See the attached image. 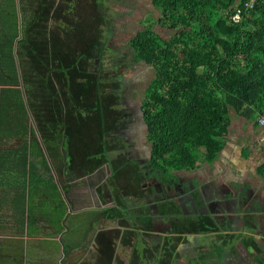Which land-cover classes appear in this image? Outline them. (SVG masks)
<instances>
[{"label":"rangeland","instance_id":"obj_1","mask_svg":"<svg viewBox=\"0 0 264 264\" xmlns=\"http://www.w3.org/2000/svg\"><path fill=\"white\" fill-rule=\"evenodd\" d=\"M160 16L151 0H0V138H6L9 128L14 134L18 132L21 142L18 154H13L17 161L11 160L13 170H6V154L2 155L0 187L9 184V191L13 189L10 201L20 204L14 215L17 223H23L22 212L27 205L31 212L46 209L51 224L58 226H54L51 236L64 228L59 240L49 241L56 251L66 242L101 236L96 233L102 224L128 228L138 225L125 237L121 228L110 230L114 240L111 245L117 250V262L122 264H139L140 259L142 264H150L156 258L159 264H167L170 259L174 264H218L224 244L229 239L235 242V236L226 231L243 223L241 205L250 197L245 189L254 182L256 168L264 162V127L258 124L259 120L255 123L221 103L226 113L223 123L228 128L227 133L221 134L227 143L213 164L206 163L202 151L195 150L199 166L174 171L176 182L168 181L162 171L151 165V143L141 105L159 65L136 61L130 39L143 29L153 30L163 39L180 32V28L162 26ZM171 49L174 61L181 65L185 58L182 47L173 45ZM74 61L77 66H69ZM198 72H202V67ZM63 114L73 127L75 116L78 117V161L90 164L91 169L99 161L110 163L109 201L120 203L123 213L117 215L116 205L110 207L108 222L102 221L104 212L96 208L90 196L95 188L91 179L98 174L84 178V184L78 180L76 186L85 192L82 197H72L64 186V164L57 160L64 156L60 150L68 141L66 133L62 134ZM49 134H53L52 140ZM102 146L104 149H100ZM106 149L109 154L103 155ZM243 151L248 152V157L243 156ZM39 154L46 160V172L37 164ZM260 183L255 186L257 191L262 187ZM7 197L0 189V204ZM169 200L184 210V215L198 216L202 225L196 220L187 240L172 241V255L166 247L156 254V233L173 235L171 222L156 208L159 201L164 204ZM140 205H147L145 213L152 215L153 233L144 236L140 233L142 221L132 223L137 221L134 215L144 210ZM245 211L248 218L249 211ZM5 217L0 213V222ZM248 231L239 240L246 252L241 255L244 263L252 255L248 253L249 245L256 243ZM108 253L106 245L101 256L96 251L87 261L102 264ZM29 261L32 263V259Z\"/></svg>","mask_w":264,"mask_h":264},{"label":"trees","instance_id":"obj_2","mask_svg":"<svg viewBox=\"0 0 264 264\" xmlns=\"http://www.w3.org/2000/svg\"><path fill=\"white\" fill-rule=\"evenodd\" d=\"M151 1L161 12L158 21L162 26L181 30L163 39L153 30L143 29L130 39V45L136 61L159 65L141 112L151 143L149 161L168 181L176 182L174 171L199 166L195 150L202 151L204 161L213 164L226 145L227 138L221 133H227L228 128L223 123L226 113L221 103L255 123L257 115L264 113V0L252 7H245V0ZM238 6L243 7L242 17L234 22L231 16ZM173 45L182 47L185 58L181 65L174 61ZM199 67L202 72H198ZM243 156L248 157V152L243 151ZM257 172L264 178V163ZM118 205L117 215L123 213ZM138 207L144 210L135 218L145 223L147 233H153L152 215L145 213L147 205ZM156 208L171 222L173 234L159 235L163 241L156 254L166 247L172 255V241L187 240L200 219L184 215L170 200L164 204L159 201ZM157 260L150 264H159ZM167 264L174 262L170 259Z\"/></svg>","mask_w":264,"mask_h":264},{"label":"crops","instance_id":"obj_3","mask_svg":"<svg viewBox=\"0 0 264 264\" xmlns=\"http://www.w3.org/2000/svg\"><path fill=\"white\" fill-rule=\"evenodd\" d=\"M63 116L65 126H61L64 128L62 130V134L66 133V138H68V141L64 143L62 146L63 148L60 150L61 154H64V156L61 157L62 159L58 158L57 160H61L64 164L62 168L64 186L68 190L70 189L68 193L72 197H82L85 195V192H81L80 188L76 186L78 180L82 181V184H84V178L91 179L92 175L98 174L97 177L91 179V182L95 184V188L91 190L90 196L92 198V203H94L96 208L104 212L103 217L101 218L102 221L108 222V219L111 218L110 212L112 211L110 210V207L116 205L115 200H113V203L111 204L109 201L110 198L108 197L112 193L109 182L111 171L108 165L110 163H100L99 161V164L97 163V167L91 169L90 164H85L84 161H78V148L81 149L78 147L76 142V138L81 131V129L78 127V117L75 116L73 127V125L69 126L67 124L68 121L65 119L66 115L63 114ZM11 127H13V125H11ZM9 132H11V136L9 135ZM7 134L8 135L6 138H0V170L4 171V168L2 167V155L6 154V170L9 172V170L14 169L11 160L14 161L15 159L17 161V158L14 157L13 154L14 151L18 154V148L21 142L19 141L18 132L14 134L13 129L10 130L8 128ZM49 136H51L50 139L52 140L53 134H49ZM45 148L48 151L47 147ZM10 153H12V157L8 158ZM107 154L109 153L107 152ZM36 158L39 168L42 170L44 169V172H46V160L42 158L41 154H39ZM84 165L88 166L87 172L84 171ZM49 166L50 162L47 167ZM15 170H17V168H15ZM78 172L80 173V176L77 175ZM257 174L258 175L253 177L254 182L252 181L253 183L250 185V187L245 189L247 190V194L250 196L247 199L248 201L245 202L244 205L239 204L243 206L241 210L243 212L241 217L243 223L241 222V227L238 226V228L226 231L227 235L235 236V242L229 239V242L224 244L223 251L219 253L220 255L218 257V264H264V218L261 217V214L264 212V178L258 172ZM259 181L261 182L260 185L262 187L257 191L255 186L259 184ZM0 189L2 194H8L7 198H3L6 202H2V204H0V209L2 208L0 213L7 215V218L5 217L0 222V264H53L54 260H56V264H61V261L64 258L65 260L73 259L71 262L73 263L74 261L80 259V256L83 258L82 260H86L83 264H88L87 260L91 254L97 251V253L101 256L106 245L109 247L107 260H105L108 263L110 255L115 253L116 249L111 245V241L113 243L114 240H112L110 236V230L115 226H108L104 224L101 225V229L96 233L97 236L101 233V236L99 237H102L104 244L99 237H93L90 241L86 240V237L84 241H75L70 243L66 242L65 244H61L59 250L57 251L52 249L51 245H49V241L52 239L59 240V235L62 233V231H64V228L57 232V235L51 236L54 226L57 228L58 226L57 224H51V221L48 217V212L45 213L46 209H33L31 212V210L28 211L26 208L27 205L22 212L24 213L23 223H17V220H15L17 217L14 215L17 213L20 204H13V202L10 201V196L13 195V189L11 192L9 191V184H5L2 188L0 187ZM255 193L256 196L254 197ZM47 198L49 197L47 196ZM247 208H249L248 215H250L248 218L244 214V211ZM38 211H41L42 213L44 212L43 215H30V213H37ZM250 217H252V219H250ZM248 230H250L252 233V240L254 239L253 242L256 241L257 244L255 243L254 246L249 245L250 252L248 253L249 255H252L249 258H246L247 261L244 263L245 259H242L244 257H241V255L242 252L245 254L246 252L241 248L242 245L240 244L239 240L241 239L242 235L249 234ZM90 242L93 243V247L89 250V253H86L85 246L90 244ZM255 249L257 250L256 253L259 254V256L254 255ZM29 259H32V263L29 261Z\"/></svg>","mask_w":264,"mask_h":264},{"label":"flooded vegetation","instance_id":"obj_4","mask_svg":"<svg viewBox=\"0 0 264 264\" xmlns=\"http://www.w3.org/2000/svg\"><path fill=\"white\" fill-rule=\"evenodd\" d=\"M133 222H137V224L138 223H141V221H139V220H137V221H132V223ZM151 222L152 221H150V224H151ZM125 223V222H124ZM141 225H142V227H143V229H141V227H139L140 229H141V232L140 233H142L143 234V236L144 235H146V233H147V231H146V227H145V224L142 222L141 223ZM137 226L138 225H136V226H131V227H126V226H121V225H118V227H116V228H121L122 230H123V235H124V237H125V233L126 232H128V231H130L131 232V230H132V227H134L135 228V230L137 229ZM152 226V225H151ZM137 232V231H136ZM163 235V233H156V236L157 237H159V240L157 239V241H156V243H155V245L158 247V249H157V251H159L160 249H161V246H162V241H163V237L161 236H159V235ZM141 237V236H140ZM123 238V237H122ZM86 253L88 252L89 253V250L93 247V243L92 242H90V244H87L86 246ZM117 251V250H116ZM116 251H115V253H112L111 255H110V257H109V262L107 263V261H104V263L103 264H122V261H119V263L117 262V253H116ZM85 253V254H86ZM137 254H135L137 257H141V253L140 252H136ZM84 254V255H85ZM83 258L80 256V259H78L77 261H74L73 263L74 264H83L84 263V261H86V260H82ZM72 262V261H71ZM71 262H67L66 260H65V258L64 259H62V261H61V264H73V263H71ZM88 262V261H87ZM141 264H142V262H140ZM88 264H89V262H88ZM123 264H125V262L123 261ZM128 264H131V263H129L128 262Z\"/></svg>","mask_w":264,"mask_h":264},{"label":"built area","instance_id":"obj_5","mask_svg":"<svg viewBox=\"0 0 264 264\" xmlns=\"http://www.w3.org/2000/svg\"><path fill=\"white\" fill-rule=\"evenodd\" d=\"M256 1H258V0H245L244 5H245V7H252L256 3ZM242 11H243V7L238 6L236 8L235 12L232 14L231 19L234 22H239L241 20V17H242ZM258 120H259V124L262 127H264V114L260 115Z\"/></svg>","mask_w":264,"mask_h":264}]
</instances>
